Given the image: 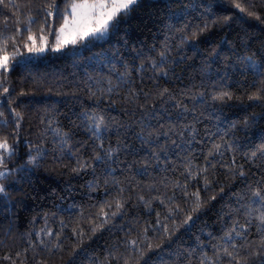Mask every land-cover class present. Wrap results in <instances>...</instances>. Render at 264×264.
Instances as JSON below:
<instances>
[{"label": "trees", "instance_id": "obj_1", "mask_svg": "<svg viewBox=\"0 0 264 264\" xmlns=\"http://www.w3.org/2000/svg\"><path fill=\"white\" fill-rule=\"evenodd\" d=\"M72 1L0 4V264H260L264 0H138L104 38L20 58Z\"/></svg>", "mask_w": 264, "mask_h": 264}, {"label": "snow or ice", "instance_id": "obj_2", "mask_svg": "<svg viewBox=\"0 0 264 264\" xmlns=\"http://www.w3.org/2000/svg\"><path fill=\"white\" fill-rule=\"evenodd\" d=\"M137 3L138 0H73L70 5V13L66 11L61 17L63 24L61 25L59 31H53L50 33L54 35L56 39V47L54 50L60 51L63 47L69 44L76 46L80 43L90 42L91 40L105 36L119 23L120 19L128 15L134 9V6ZM0 4H4L5 7L8 6L5 4V0H0ZM51 7L55 9L57 13H59V9L55 4H53ZM236 7L240 8V5L236 4ZM241 11H244V9L241 8ZM47 15L52 16L53 12L49 11ZM249 15H253V13H249ZM256 18L260 19L258 16ZM28 39L33 41V47H29L30 52L44 51V47L36 48L34 46L35 39L32 36H29ZM41 39H43V37H41ZM6 47L7 41H5L4 45L0 47V52H4ZM163 57L164 53H161V58L163 59ZM11 59H13V57L8 56L7 54L0 55V69H2L4 72H7L9 70V63ZM247 59L249 61L251 60L250 57ZM153 67H156V65H153ZM250 67H252L257 72H260L261 69H264V64H251ZM161 72L163 73V69H161ZM163 74L166 75L167 73ZM4 92L7 93L8 89L4 88ZM224 95L227 94L224 93L221 96L214 98L222 99ZM2 115L3 113H0V116ZM16 115L19 116V113H16ZM102 125L103 119L101 118V120L94 125L95 133L102 131ZM104 128L106 129V126H104ZM216 147L218 148L219 146ZM258 151L264 153V144L260 146ZM14 154L15 147L8 143L7 138L0 140V166L7 167L6 160L12 157ZM255 155L256 152H253L252 156ZM96 159H100V157L97 156ZM34 160L35 158H30L29 162L34 163ZM240 174L243 175V172ZM4 175L5 172H0V176ZM3 191V187H0V192ZM251 196L254 198V202L260 205V207L256 209V211L259 212V215L256 217V219L259 221L261 226H264V188L257 187L256 189L252 190ZM198 206L199 205H197V207ZM117 207L119 208L120 205L117 204ZM188 219H191V217ZM185 223H187V221H185ZM249 223H251V221H249ZM241 227L245 226L242 225ZM246 230L247 229L245 228V231ZM233 233L238 236L244 235V233L237 232L236 228L233 227L230 229V231L225 233V237L231 240ZM231 247L235 249L236 245L233 244ZM149 248H151V246H149ZM223 254L230 257L231 261H236V264H239V261L236 260L237 254L234 251H229L228 248H225L223 250ZM256 254H259L260 256V264H264V238H262L260 241V248L257 250V253H249L250 256ZM201 264H204V262L201 261ZM213 264H215L214 261Z\"/></svg>", "mask_w": 264, "mask_h": 264}, {"label": "rangeland", "instance_id": "obj_3", "mask_svg": "<svg viewBox=\"0 0 264 264\" xmlns=\"http://www.w3.org/2000/svg\"><path fill=\"white\" fill-rule=\"evenodd\" d=\"M73 2V1H72ZM71 2V3H72ZM71 3H70V5H71ZM70 5H69V7H68V10H67V12H69L70 13V11H71V8H70ZM62 24H63V22H62ZM61 24V25H62ZM61 25H59L58 27H57V29L55 30V32H58L59 31V29H60V27H61ZM108 34V33H107ZM106 34V35H107ZM105 35V36H106ZM105 36H103V37H99V38H104ZM33 37V36H32ZM41 37H43V39H41ZM40 37V39L39 40H37V39H35L34 37V39H35V47L36 48H39V47H44V51L43 52H36V51H32V52H30L29 51V47H33V41L32 40H29L28 42V45L27 46H25V50L23 51V52H19V57L20 58H35V57H37V56H41V55H43L44 53H46L47 51H55L54 50V48L56 47V39H55V36H53V40H50L49 38H48V36H46V35H42ZM96 39H98V38H96ZM69 45H71V44H69ZM68 46V45H67ZM66 47V46H65ZM64 48V47H63ZM3 54H7L8 56H10V54H8V53H0V55H3ZM15 54H17V52H14V54L13 55H15ZM9 67H10V63H9ZM33 156H31V158H32ZM15 169V167L14 166H7V167H4V166H0V172H5V175L4 176H0V180L2 179V178H4V177H6L12 170H14Z\"/></svg>", "mask_w": 264, "mask_h": 264}]
</instances>
